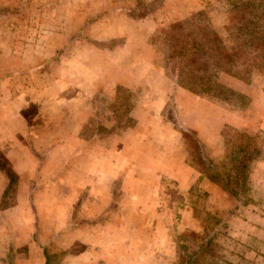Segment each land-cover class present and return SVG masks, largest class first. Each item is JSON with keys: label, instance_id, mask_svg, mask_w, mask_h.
Here are the masks:
<instances>
[{"label": "crops", "instance_id": "0c3cea01", "mask_svg": "<svg viewBox=\"0 0 264 264\" xmlns=\"http://www.w3.org/2000/svg\"><path fill=\"white\" fill-rule=\"evenodd\" d=\"M204 4L190 6L184 15ZM12 10L23 15L26 8ZM21 25L23 31L25 28L30 31V22L18 27ZM3 26L8 29L0 36V63L6 64L0 71V156L16 171L17 181L12 193L14 198L6 202L8 195L4 196L3 192L8 176L0 169V237L7 240L0 249V264H8L3 258L7 245L13 248V253H18V247L25 248L23 264H44L49 247L57 250L51 253L62 258L54 264H80L69 259L84 256L93 264H109L105 261L110 254L115 255L113 264H126V261L143 264L144 253L155 256L151 244L146 243L148 239L144 238L152 236L144 235L143 231V225L151 223L160 226V237L173 246L164 216L150 218L149 215L155 210L161 215L163 178H176L183 190L198 178V171L184 156L179 151L173 152L180 147L181 132L172 124L161 123L158 111L153 118L148 117L154 122V125L148 124L152 126L150 131L154 126L161 128V132L168 129L167 134H160L165 146L160 150L165 153H154L157 150L154 144L158 145L160 138L152 133H140L139 127L143 128L147 122L136 113L141 108L154 109L147 103L133 107L136 118L133 126L112 129L118 126L117 121L96 114L91 97L100 85L109 88L111 82L135 90L132 78L128 77L131 79L128 81L122 74L102 82L97 79L103 75L102 70L88 74L89 77L77 73L74 80L66 74L54 78L47 74V64L63 62L61 54L57 59V56L50 58L42 52L35 53L31 49L35 44H30L28 37L21 40L18 48L12 31L16 24L3 25L1 21L0 30ZM32 76L37 79L31 81ZM178 91L183 94L184 88ZM157 98L160 109L163 98ZM98 124L103 127L101 133L97 131ZM141 154L147 160L144 165L139 163ZM191 174H195L194 180L186 177ZM143 176L150 180H144ZM113 181L118 182L117 187L112 185ZM114 191L117 192L115 207L109 210ZM128 197L130 205L126 203ZM126 205L131 207L128 215ZM132 221L134 227L128 225ZM112 232H116L114 237ZM121 233L130 242L112 243L113 238L120 239ZM18 259L15 256L13 260L21 264Z\"/></svg>", "mask_w": 264, "mask_h": 264}, {"label": "rangeland", "instance_id": "374dc122", "mask_svg": "<svg viewBox=\"0 0 264 264\" xmlns=\"http://www.w3.org/2000/svg\"><path fill=\"white\" fill-rule=\"evenodd\" d=\"M137 2L147 3L145 7L139 8H142L144 12L148 11L144 16L133 17L127 10L129 6L135 5ZM200 2L205 3L204 7L208 9L213 24L222 31L227 44L231 45L232 40L226 36L227 33L223 29L226 13L222 0H0V20L3 25H8L11 22L16 24L12 31L15 32V43L18 48L21 46V40L24 38L26 40L28 37L30 44H35L31 47L35 53L42 52L50 58L57 56V59L59 58L58 54H61L63 62L51 61L47 64V74L54 75V78L60 74L63 76L66 74L71 80H74L77 73L80 76H88L93 72L99 73L101 70L104 71L103 75L97 79L102 82L112 81L117 75L122 74L127 77V80L128 77L132 78L138 99L136 104L147 103L149 107H154V109L147 108L144 110L145 108H141L136 111L139 118L143 116L145 117L144 121L147 122L144 124L141 121V125L143 123L145 126L139 127L140 133L145 135L152 133V136L155 135L160 138V143L154 144L155 150L157 149L154 153H165V151L160 150L161 147L165 148L160 134L168 133V129L161 132V128H156V126H154L153 131H150L154 122L148 120V117L153 118L157 111L161 123L163 121L172 124L177 130L181 126L194 128L206 151L213 156L222 155L221 141L223 137L220 129L224 123L257 133L259 141L264 146V76L261 73H256L247 80L220 73L223 82L243 94V96H238L235 98L236 100L231 101L210 100L185 88L183 94H180L178 89L181 86L165 74L161 60L162 52L158 50L157 46L162 49H170L172 45L169 43L170 38H165L166 34L162 32V28L167 27L171 19L179 16L181 18L182 14L184 15L190 10V6L193 8ZM23 7L26 8L23 15L12 10ZM23 22H30L29 32L26 31V28L23 31L22 25L18 27ZM6 29L8 28L3 26V29L0 30V36H4ZM43 45L46 48L42 47ZM133 54L136 57H132ZM75 59L77 60L76 63L73 62ZM4 65H6L5 61L4 64L0 63V71ZM30 79L33 81L37 77L32 76ZM106 84L108 85V83ZM157 97L163 98L161 100L163 105L160 109L156 105L158 103ZM100 111L104 116L109 114L107 106H103ZM141 129L143 130L141 131ZM180 142L181 144L178 145L181 148L174 149L173 152L178 153L179 151L185 159L187 152L182 136ZM146 162L145 155L141 154L139 163L144 165ZM143 177L144 180H150L148 176ZM186 177L191 180L196 178L195 174L186 175ZM250 177L252 180L251 194L256 198V203L247 206L245 219H238L240 221L239 227L240 230L243 227L246 228L247 225L250 226L251 222L253 225L261 227H254L253 229L254 232H257L256 238H264V157L255 160ZM112 185L117 187L118 182L113 181ZM193 185L197 192L200 191V188L208 190L209 196L192 198L187 196L191 210L185 212L183 218L187 219L186 221L190 226L197 222L198 216L195 214L202 205L206 204L211 213L223 214L236 202L233 196L218 183L211 182L206 178L202 180L196 178ZM11 198H14L12 193L7 196L6 202H9L8 200ZM126 203L130 205L129 197ZM129 205H126V215L131 210ZM160 206L161 215L158 216V212L155 210V212L150 213V218H163L165 216L163 204ZM236 218H242V216ZM134 223V221L128 222V225L131 224L134 227ZM143 227L144 235L149 233L152 236L144 238L148 239L146 243L151 244V250L155 255L144 253L142 255L144 257L143 264H173L177 256V248L169 244L167 239L165 241L160 237V226L151 223L144 224ZM154 231H156V237L153 239ZM116 232H112L114 233L112 237L116 235ZM233 233L239 234L240 231H233ZM123 235L121 233L120 239L113 238L112 243L120 245L129 243L130 239L123 238ZM240 242L238 241L236 245L227 244L226 252L231 256L232 253L237 254L240 250ZM6 243L7 240L0 237V249H3ZM254 245H257L255 239L253 240ZM143 249L152 253L148 248ZM49 250L50 252L57 251L54 247H49ZM6 251L7 253L3 255V258L8 264H17L13 260L15 256L21 260V264L25 262L24 247H18L16 249L18 253H13V248L7 245ZM87 258L84 256L78 260L69 259V262L79 261L80 264H93L89 260L90 258ZM114 259L115 255L110 254L105 262L113 264ZM52 260L61 262L62 258L56 255ZM101 261L103 262V260ZM126 264L133 263L126 261Z\"/></svg>", "mask_w": 264, "mask_h": 264}, {"label": "trees", "instance_id": "16d2710c", "mask_svg": "<svg viewBox=\"0 0 264 264\" xmlns=\"http://www.w3.org/2000/svg\"><path fill=\"white\" fill-rule=\"evenodd\" d=\"M222 3L226 13L223 29L232 40L231 45L213 24L208 9L201 7L162 28L165 38H170L172 48H157L162 52L165 74L177 85L210 100L231 101L243 94L223 82L220 73L241 80L252 78L256 73L264 76V0H222ZM145 4L137 2L127 10L133 17L144 16L148 11L139 8ZM109 86L100 85L91 97L96 114L107 106L109 114L101 116L117 121L118 126L112 129L133 126L136 118L132 109L137 103V93L120 83L111 82ZM179 130L187 152L185 161L198 171L197 180L206 178L218 183L236 202L223 214L211 213L206 204L202 205L195 214L197 222L190 226L183 218V214L191 210L187 196L208 197V190L200 188L197 192L193 183L183 190L176 178H163L160 192L164 218L171 242L177 248L173 264H264V238H256L257 232L253 231L254 227L260 226L250 222V226L240 230L238 221L245 219L247 206L256 203L251 194L250 174L255 160L264 157V146L258 134L224 123L220 129L223 152L220 156H213L206 151L194 128L181 126ZM97 131H103L99 124ZM0 169H4L8 176L3 192L6 196L15 190L17 173L2 156ZM113 193L109 210L115 207L117 199V192ZM238 216L242 218H236ZM237 230L239 234H232ZM254 239L257 245L253 246ZM238 241H241L240 250L231 256L226 252V245H236ZM55 256L45 251L44 264L58 263L52 260Z\"/></svg>", "mask_w": 264, "mask_h": 264}]
</instances>
